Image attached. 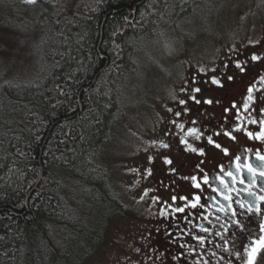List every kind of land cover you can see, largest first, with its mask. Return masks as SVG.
Instances as JSON below:
<instances>
[{"label": "trees", "instance_id": "1", "mask_svg": "<svg viewBox=\"0 0 264 264\" xmlns=\"http://www.w3.org/2000/svg\"><path fill=\"white\" fill-rule=\"evenodd\" d=\"M206 1L0 0V264H95L129 211L102 151L137 49Z\"/></svg>", "mask_w": 264, "mask_h": 264}, {"label": "rangeland", "instance_id": "2", "mask_svg": "<svg viewBox=\"0 0 264 264\" xmlns=\"http://www.w3.org/2000/svg\"><path fill=\"white\" fill-rule=\"evenodd\" d=\"M141 44L136 52L140 70L129 86L130 101L137 105L126 108L102 151L115 191L129 211L113 223L95 264H197L198 256H186L188 249L172 239L165 220L172 206L191 201L193 193L175 192L190 189L193 167L208 145L209 133L199 118L209 111L233 110L231 101L238 105L248 86L258 85L256 76L263 67L255 72L249 68L264 54V0L206 1L185 21ZM213 80L218 83L207 94L213 104L194 110L198 99L206 102L209 89L204 87ZM231 85L225 100L222 92ZM221 250L210 251L216 256ZM220 259L217 264H224ZM258 264H264V252Z\"/></svg>", "mask_w": 264, "mask_h": 264}, {"label": "flooded vegetation", "instance_id": "3", "mask_svg": "<svg viewBox=\"0 0 264 264\" xmlns=\"http://www.w3.org/2000/svg\"><path fill=\"white\" fill-rule=\"evenodd\" d=\"M237 60L240 61V58ZM237 60L236 63L232 61L229 64H237ZM259 66L263 67L256 76L259 86H248L251 91L248 90L238 105V101L232 100L230 107L233 110L216 114L209 111L199 118L212 140L211 143L208 140L202 157L198 158L203 159L193 167V174L189 178L190 189L175 192L193 193L190 203L180 206L184 208V212H177L178 207L172 206L173 211L165 220L172 239L188 249L186 256L191 254L210 259L215 256V252L210 250L216 251V247L220 246L223 250L217 252L222 255L216 256L219 259L223 257L220 261H227V264L263 262L264 248L253 242L264 236V231H261V225H264V200L260 199L264 197V175L260 174L264 171V160L258 158L264 157V54L261 55V61H256L249 69L255 72ZM216 84L204 87V90L209 89L206 93L208 101L210 99L207 94L214 90ZM233 86L222 92L225 100ZM197 97H201L199 92ZM198 101L199 103H194V110L207 108L202 97ZM208 104L211 106L213 102ZM217 144L220 145L219 148L216 147ZM248 165L255 171L250 172ZM229 172L232 173L231 176L228 175ZM205 177L208 179L207 184L204 182ZM197 196L200 197L199 200L196 199ZM225 196L229 199H225ZM245 202V207H241ZM192 204H196V207L193 208ZM247 205H252V212L248 211ZM257 208L260 209L259 212L256 211ZM233 211L236 215H233ZM250 244L257 249L255 255L249 249ZM180 254L183 256L184 251H180Z\"/></svg>", "mask_w": 264, "mask_h": 264}, {"label": "snow or ice", "instance_id": "4", "mask_svg": "<svg viewBox=\"0 0 264 264\" xmlns=\"http://www.w3.org/2000/svg\"><path fill=\"white\" fill-rule=\"evenodd\" d=\"M27 2L30 3V4H35V3H36V0H27ZM252 59H253V60H256V59H258V57H256L255 55H253ZM237 67H239V65H237ZM228 79L231 80L232 77H228ZM213 83H218V81L213 80ZM194 91L199 92L200 89H199V88H196ZM249 91H251V89H249ZM192 98L195 99V97H192ZM196 102L199 103L198 100H197ZM180 103H181V104H184L185 101H184V100H181ZM206 103H212V101L209 100V101H206ZM176 114H177V115H180L179 112H177ZM249 135H251V133H249ZM208 139H209V142L211 143L212 138L209 137ZM164 147H167V145H164ZM216 147L219 148L220 145L217 144ZM258 158L261 159V160H264V157H258ZM165 162H166L167 164H171V163H172V161H171L170 159H166ZM247 167H248V170H249L250 172H254V171H255V170L251 167V165H248ZM262 167H264V165H262ZM260 174H261V175H264V171H262ZM228 175L231 176L232 173L229 172ZM193 179H195V178H193ZM204 182H205V184L208 183V179H207V177H205ZM222 182H223V181H222ZM241 182H243V181H241ZM253 182H254V181H253ZM198 186H199V185H197V187H198ZM252 194L254 195V193H252ZM213 198H214V197H213ZM173 199H175V197H173ZM196 199L199 200L200 197L197 196ZM225 199H229V197L225 196ZM260 199H261V200H264V197H260ZM246 203H247V202L242 203V204H241V207H245V204H246ZM192 207L195 208V207H196V204H192ZM247 208H248V211H249V212H252V211H253V207H252V205H247ZM221 210H223V208H221ZM176 211H177V212H184V208H183V207H178V208L176 209ZM256 211L259 212L260 209L257 208ZM233 215H236L235 211H233ZM237 223H239V222L237 221ZM205 231H207V229H205ZM261 231H264V225H261ZM200 239H201V241L203 240V238H200ZM253 243L256 244V245H258L260 248H264V236H261V237L259 238L258 241H254ZM249 249L251 250L252 254L255 255L256 250H257L256 247H253V245L250 244V245H249ZM246 251H248V249H246ZM237 255H239V253H237ZM248 264H252V262L249 261Z\"/></svg>", "mask_w": 264, "mask_h": 264}]
</instances>
